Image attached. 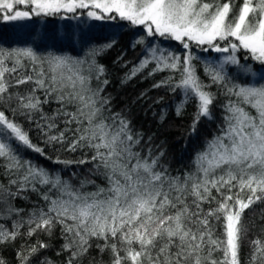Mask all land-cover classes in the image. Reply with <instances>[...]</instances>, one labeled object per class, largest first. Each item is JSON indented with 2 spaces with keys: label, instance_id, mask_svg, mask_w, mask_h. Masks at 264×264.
<instances>
[{
  "label": "snow or ice",
  "instance_id": "obj_1",
  "mask_svg": "<svg viewBox=\"0 0 264 264\" xmlns=\"http://www.w3.org/2000/svg\"><path fill=\"white\" fill-rule=\"evenodd\" d=\"M14 2L24 4L25 0ZM31 2L35 5L33 11L39 10L35 11L37 15L61 9L68 12L88 9L87 17L102 21L115 19L112 15L115 13L131 25H142L146 36L181 42L185 50L183 61L179 54L149 46L145 49V58L132 69L130 76L149 63L155 64L154 71H179L180 79L172 88L180 89L185 100L196 101L193 127L200 117H210V106L216 100L215 94L207 90L212 84L223 86L225 95L235 100L229 99L223 104L220 134L206 143L205 150L196 155L195 170L186 173L181 180L179 176L156 171L155 159L149 162L134 151L140 139L133 137L128 121L110 113L108 98L100 96L107 80H101L103 68L96 65L94 59L51 51L44 56L38 54L37 50L49 47L61 52L65 47L73 50L78 46L86 47L90 37L83 29L79 33L68 29L63 35L47 31L37 35L33 31L24 41L25 46L7 52L0 49V107L10 109L13 116L30 119L40 108L41 101L35 95L38 89L44 92V102L56 93L59 101L75 105V112L65 113L71 117L70 122L77 124L78 135L70 145L71 150L78 147L92 150L95 167L103 168L108 185L94 192H82L62 180L59 174H49L31 161L21 160L16 151L21 145L41 154L43 149L33 145L22 125L0 110V160L5 162V173L9 176V187L0 185V205L4 206L0 218L19 217L21 210L14 208L11 201L21 191L28 187L35 190L36 184L48 186L43 195L47 210L41 208L30 213L27 221H13L11 230L0 223V243L15 240L24 223L28 225L26 235L29 237L38 230L50 232L54 224H59L68 241L63 245L69 253L66 264H73L78 256L87 252L92 237L104 241L103 246L97 247L101 252L110 250L112 264H125V261L131 264H241L240 247L248 231L241 221L242 214L255 202L264 200V70L257 76L250 67L241 66L254 78L251 83L241 85L225 80V65H238L235 53L245 51V60L258 61L264 66V0H243L235 12L231 0L215 4L202 0ZM0 9L12 10L13 3L0 0ZM29 16V11L16 10L10 15L0 12V19L5 21ZM221 42L226 43L222 46ZM192 44L198 48L207 45L204 51L228 53L222 58L204 60L203 73L210 81L208 84L192 63L193 59H199L191 53ZM94 51L91 49L90 53ZM25 60L31 62L28 71L36 74L35 79L30 74L19 75L18 68H23ZM9 61L12 66H8ZM5 74L9 75V80L5 79ZM93 79L98 82L97 88L91 86ZM29 82L34 86L27 92L9 90ZM245 106L254 109L256 114L246 111ZM179 110L178 107L177 112ZM106 112L110 114L105 116ZM36 126L42 131L45 127L39 122ZM46 127L50 131L53 125ZM44 135L49 144L65 139L63 132L58 135L45 132ZM11 186H15L16 191H12ZM233 188H238L235 197L230 194ZM213 189L221 200L215 209L205 213L201 204L215 199ZM223 189H227L228 194ZM245 189L250 192L246 201L239 195ZM189 194L194 198L193 207L186 203ZM210 218L222 220V238L213 237ZM251 244L249 264H264V243L254 240ZM38 245L48 247L39 241ZM217 250L222 252V260L213 258ZM37 251V247L30 248V253ZM18 256L21 264H28L27 256L21 253Z\"/></svg>",
  "mask_w": 264,
  "mask_h": 264
},
{
  "label": "trees",
  "instance_id": "obj_2",
  "mask_svg": "<svg viewBox=\"0 0 264 264\" xmlns=\"http://www.w3.org/2000/svg\"><path fill=\"white\" fill-rule=\"evenodd\" d=\"M205 3H224L226 0H202ZM233 12L237 11L243 0H231ZM29 0L24 3L13 2L12 10L0 9L5 15H10L13 11H29L30 16L16 21H5L0 19V49L5 52L14 48L25 46L30 32L37 35L48 33L65 34L66 30L71 29L79 33L83 29L90 37V43L86 47L78 46L75 50L65 47L61 52L56 48L39 49L38 54L47 55L49 51L55 54L69 55L77 58L87 56L88 59H94L96 65L103 68L101 80H107L103 85L101 97L108 98V108L110 113L119 114L120 117L128 121L134 138L139 137L140 143L135 146L134 151L140 153L141 158H146L151 162L156 160V171L166 172L171 177L179 176L181 180L186 173L195 170V158L199 152L205 150L206 143L219 135V127L223 124L222 106L229 99L235 100V97L225 95L223 86L212 84L209 91L216 96V100L210 106V117H200L195 123L197 113L196 101L193 99L185 100L180 89L173 90L172 86L180 79L179 71L165 69L163 71H154L155 64L149 63L136 75L130 76L132 69L138 66L145 58V49L149 46L161 47L165 51H171L179 54L183 61L185 50L179 41L166 39L164 37H149L145 35L142 25H131L130 22L121 20L119 16L112 13L115 19H105L95 21L85 15L88 9H77L75 12H68L61 9L58 12L46 14L40 12L35 14L36 9ZM232 16V13L229 14ZM143 41L140 43L138 41ZM153 41L155 43L153 44ZM226 42H221L223 46ZM193 57L192 63L197 69V74L206 83H210L203 73V62L215 60L218 57L228 55V53H217L212 49L204 51L207 45L199 48L194 44L190 45ZM94 52L90 53V50ZM90 53V54H89ZM239 60L238 65L227 64L225 71L227 73L225 80H231L232 83L246 84L253 81V77L244 72L241 66L250 67L257 76L264 70L258 61L251 59L245 60V51L235 53ZM8 66H12L8 62ZM32 67L31 62L25 60L23 68H18L20 76L25 74H36L28 71ZM37 70L39 66L37 65ZM13 76V80H14ZM171 78V79H170ZM5 79L9 80V75L5 74ZM167 83H162V82ZM47 83V81H46ZM156 85H160L157 87ZM34 86L33 82L28 84L16 85L9 90L12 92H27ZM91 86L97 88L98 82L93 79ZM39 97L41 104L39 111L32 114L30 119L22 116H13L10 109L0 107L4 110L10 120H14L22 125L27 131L31 143L43 149V154L21 145L16 149L21 160L31 161L37 168L46 170L49 174H59L62 180L68 181L74 188L82 192H94L98 188H107V181L103 175V168L97 169L96 162L92 160L93 151L86 147H78L71 150V143L77 138V124L70 122L71 117L65 115L66 112H75V105L67 104L56 99V93L47 97L43 90L38 89L35 93ZM179 107V112L177 108ZM245 110L255 115V110L245 106ZM105 113V116L110 114ZM36 122L44 125L43 131L37 128ZM52 124L49 131L46 127ZM58 135L64 133V141L61 143H46V136ZM80 161H84L80 163ZM4 161L0 160V185L9 187V176L5 173ZM23 170H21L22 172ZM19 175V174H17ZM16 178V177H13ZM235 183V182H234ZM83 184V187L81 185ZM48 186L36 184V189L31 187L21 191L18 196L11 201L12 206L20 209L19 217L13 216L0 218V223L4 224L9 230L12 228L13 221L19 219L27 221L29 214L41 208L47 210V202L43 195ZM12 191H16L15 186H11ZM226 194L227 189H223ZM238 188H233L234 197ZM259 195V192L257 193ZM51 195V193H50ZM239 195L245 201L250 195L248 189L239 192ZM212 196L215 199L201 204L204 212L215 209L221 200L220 194L215 189L212 190ZM194 198L187 195L186 203L193 207L191 202ZM4 211V206L0 205V213ZM242 223L247 226V236L240 247L241 264H249L252 252L251 242L260 240L264 243V200L257 201L249 208L245 209L242 217ZM210 225L213 227V237L220 239L223 236V222L210 218ZM28 225L24 223L20 228V234L13 241L0 243V260L3 264H21V257L18 253L28 257V264H66L69 253L63 249V245L68 242L65 235H62L61 225L54 224L50 232L37 231L31 237L27 236ZM70 236V234H69ZM39 242L47 244L46 248H39ZM87 252L78 256L73 264H112V254L109 249L101 252L97 245L103 246L104 241L92 237L89 239ZM31 247H37L38 251L30 253ZM118 247L121 245L118 244ZM133 247H138L134 245ZM75 247L73 251H75ZM207 249H205V252ZM121 256L124 251L121 250ZM213 258L223 259L221 251L213 252ZM125 264H131L125 261ZM259 264V262H258Z\"/></svg>",
  "mask_w": 264,
  "mask_h": 264
},
{
  "label": "rangeland",
  "instance_id": "obj_3",
  "mask_svg": "<svg viewBox=\"0 0 264 264\" xmlns=\"http://www.w3.org/2000/svg\"><path fill=\"white\" fill-rule=\"evenodd\" d=\"M28 0H25V3L27 2ZM5 2H10V3H13L14 2V0H5ZM29 2H31V0H29ZM32 3V2H31ZM33 6L35 7V5L33 4ZM220 58H222V57H220Z\"/></svg>",
  "mask_w": 264,
  "mask_h": 264
}]
</instances>
